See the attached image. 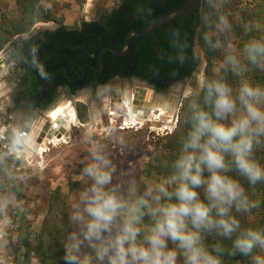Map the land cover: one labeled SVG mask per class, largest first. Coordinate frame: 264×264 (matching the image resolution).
I'll use <instances>...</instances> for the list:
<instances>
[{
	"label": "clouds",
	"instance_id": "clouds-1",
	"mask_svg": "<svg viewBox=\"0 0 264 264\" xmlns=\"http://www.w3.org/2000/svg\"><path fill=\"white\" fill-rule=\"evenodd\" d=\"M231 2L203 0L195 28L203 47L192 46L191 59L202 60L205 50L219 56L210 69L203 60L154 105L165 122L169 116L176 122L173 133L179 130L178 148L161 161L162 172L142 176V183L134 176L114 181L116 165L93 132L100 113H90L81 139L88 155L76 177L84 187L70 202L75 227L64 240V264H264V224L242 226L241 220L264 204L254 198L256 186L264 185V155H258L264 152V83L253 78L264 74V15L244 20ZM170 45L163 58L188 62L186 37L175 31ZM31 64L49 78L35 56ZM15 128L0 143V264H7L2 253L26 212L20 195L34 174L21 171L23 158L16 155L25 150L30 123ZM108 139L126 143L112 129Z\"/></svg>",
	"mask_w": 264,
	"mask_h": 264
},
{
	"label": "trees",
	"instance_id": "trees-1",
	"mask_svg": "<svg viewBox=\"0 0 264 264\" xmlns=\"http://www.w3.org/2000/svg\"><path fill=\"white\" fill-rule=\"evenodd\" d=\"M40 1L15 0L19 9L18 19L0 18V52L7 44H12L24 66L25 73L19 85L18 99H36V104H39L44 96H52L57 88H63L70 95H74L88 87L106 86L114 79L139 80L157 93H168L177 81L191 76L199 67V61L191 59V47L196 43L203 47V41L195 32L200 23L199 11L164 24L147 35L132 36L129 49L124 55L102 51L104 48L123 50L127 33L146 29L159 16L179 7L187 0H122L117 9L101 15L97 21L73 27L58 23L52 31L44 30L29 36L28 39L14 42L16 36L28 33L39 22H56L51 12L41 5ZM74 1L79 8L85 4V0ZM200 1L203 7V0ZM238 2L239 0H232L229 6ZM231 10L236 12L232 7ZM243 16L245 15L241 14L240 17ZM234 30L237 36L242 35L239 25L234 26ZM175 31L186 37L190 46L189 60L184 65L170 63L163 58L165 53L172 52L170 40ZM33 56L44 65L49 73L48 79H42L32 66ZM218 56V52L205 50V67L210 69L213 58ZM232 78L229 74V83H233ZM253 78L260 83L264 82V74L254 72ZM76 113L81 124L88 121L89 114L85 104L76 103ZM178 132L179 130L175 133L172 131L159 141L156 151L160 155L154 157L144 175L151 176L152 173L159 174L163 171L161 161L172 158L178 148ZM79 172L80 170L76 169L73 174L78 175ZM30 183L31 181H28L27 186ZM245 186L247 187L246 184ZM83 187L82 181H71L68 193L52 191L38 232L30 231L29 211L25 208V214L16 219L15 234L18 244L13 246L10 254L13 264H31L33 257L37 264H64V240L75 227L70 225L68 219L69 197L74 192L79 193ZM256 192L257 197L254 198L264 200V185L258 184ZM250 217L254 220L250 221ZM241 220L242 226L264 224V204L252 215L241 217ZM32 241L33 244L30 245Z\"/></svg>",
	"mask_w": 264,
	"mask_h": 264
},
{
	"label": "rangeland",
	"instance_id": "rangeland-1",
	"mask_svg": "<svg viewBox=\"0 0 264 264\" xmlns=\"http://www.w3.org/2000/svg\"><path fill=\"white\" fill-rule=\"evenodd\" d=\"M40 3L51 12L52 17L56 22H39L37 24H52L57 26L58 23H62L67 27H73L82 22V20H88L87 17L83 15L87 0H85V4L82 8H79L75 4L74 0H41ZM231 7L236 10L235 14L238 16H241V14L245 15L242 17L244 20L251 19L257 15H264V0H239L238 3L233 4ZM90 10L93 11V9ZM2 17L14 20L18 19L19 9L17 8L15 0H0V18L2 19ZM37 24H35L33 27H35ZM9 45L10 43L3 48V50L0 52V56L4 54L6 48ZM202 58V60H199V67L196 71H198L203 65V54ZM1 70L2 69H0V71ZM1 72L0 135L2 132L8 130V125L10 122L8 116H10V114H6L5 111L7 108L11 109V97H13L15 94L14 92L11 93L8 87L3 86V79L6 77L7 73L5 69H3ZM232 79L234 81V78ZM254 79L257 81L256 78ZM117 84L118 83L113 84V89L117 91L115 92L117 96L111 95L110 87L98 89L97 95L94 96L88 91H85L75 95L70 101L67 100L65 102L58 103L56 107L49 110L47 115H50L51 113L56 112L59 108L67 105L73 107L75 110L74 104L76 101L86 104L89 102L87 101V98L94 97V101L91 102L90 112H99L100 119L98 120L96 127L93 129V132L97 139H100L102 143L107 145L110 159L116 165L114 181L117 177L128 178L129 176H134L138 183H142L140 178L142 176H146L144 175V171L148 169L154 160V158H149L152 157L154 151H156L159 141L165 135L171 134L176 126V122H174L170 116L167 118V122L172 121V124L162 127L163 123H157L155 121L154 117L158 113L154 111L151 116L145 119L147 121H143L142 123L134 125L131 129L120 130L119 128L122 127L126 117L125 109L121 106L123 103V98H120L118 93L123 94L126 86L128 88L125 89L127 92L133 94L134 92L140 91V94L143 95L142 99L147 100L146 98H148V102H151V93L148 90H144L147 87H145L143 90L140 89L143 87V85L136 81H133L130 87L129 84L119 86L122 87V89L116 86ZM173 87H171V89ZM133 88H137L138 91H133ZM146 95H148V97H146ZM110 99L116 100V104L114 105V108L111 107V111L109 113L108 111L111 105ZM118 99H120V103H117ZM99 105H101V108ZM102 110L103 114L106 112V115L109 119V124L103 123L101 116ZM110 120H113L111 124ZM49 121L51 122V120ZM163 122H165V118L163 119ZM83 126L84 124H81L78 121L77 127H72L70 129L68 143H59L56 146L47 145L45 149L46 151L41 156H36L35 154L29 155L25 153L16 154L17 158H23L21 171L34 173L29 180L31 183L29 186L24 188L20 197L24 202L25 208L29 211V221L31 223L30 231L32 232L39 231L41 221L45 215L49 194L54 190H60V192L66 194L68 193L69 183L71 181H78L76 177L80 174L83 167L82 161L88 155L84 145L81 143ZM108 129H112L118 136H122L126 143L124 145H120L116 141L108 139ZM37 132L38 129L32 127L30 135L33 136ZM0 143L2 142L0 141ZM260 154L264 155V152H261ZM76 169L80 170L78 175L73 174ZM77 194L78 192H74L70 195L69 203L71 202L73 196H76ZM249 219L250 221L254 220V218L251 217ZM16 230L17 224L16 227L9 231L10 238H8V245H10L11 251L13 246L18 244L15 234ZM29 244L32 245L33 241ZM31 264H37L36 259H32Z\"/></svg>",
	"mask_w": 264,
	"mask_h": 264
},
{
	"label": "flooded vegetation",
	"instance_id": "flooded-vegetation-1",
	"mask_svg": "<svg viewBox=\"0 0 264 264\" xmlns=\"http://www.w3.org/2000/svg\"><path fill=\"white\" fill-rule=\"evenodd\" d=\"M121 3H122V0H119L114 7H112L110 10H105L101 15L105 14L106 12H111L112 10L117 9L121 5ZM99 18L100 17H98L97 20ZM97 20H95V21H97ZM89 22H94V20L93 21H88V20L83 21L82 20V22H80L78 25H80L82 23H89ZM54 29H56V27ZM54 29H49L48 31H52ZM28 38L29 37L21 38L19 40L21 41V40H25ZM10 46L13 47L14 53H12L11 51H8L6 49L4 52L5 59L0 60V67L2 69H5V71L7 73L6 77L3 79V81H4L3 86L8 87V89L10 90L11 93L12 92L15 93L14 96L11 97V101H12L11 109L7 108L5 111L6 114L7 113L10 114V116H8L9 120H10L9 125H8V130L2 132V136H4L5 139L10 135L11 131L16 130L15 126H17V125L23 126L26 123H30V125H32V124H34V121H36L35 125H36L37 129H40V125H41V130H42L41 132H43V134H46L45 137L52 136V134H53L52 128L53 127L49 126L47 124L46 117L48 120L50 119L49 115H47V112L50 109H53L54 107H56V105L58 103L65 102L67 100L70 101L75 95L82 93V92H85V91H88L91 95L93 94V96L97 95L98 89L105 88V87H110L111 95L117 96V94L115 93L117 91H115L113 89L114 83L120 82V84H118V85L122 86V85L126 84V82L128 81L127 84H129V87H130V85L133 83V81H136L138 83L142 82L139 80L114 79V80L109 81L106 86H99L97 88L88 87V88L77 91L74 95H70L63 88H57L52 96H44L43 99L39 102V104H36L37 103L36 99L32 100V101L21 100V99H18L19 95H20L19 85L21 82V78L23 77V74L25 73L24 66L22 64V60L20 59L15 47L12 44H10L8 47H10ZM145 87H147V89H148L150 86H148L146 84V86H143L140 89L143 90ZM87 101H89V102H87L85 105L88 109V114H89L91 102L94 101V97L87 98ZM76 103H80V102L79 101L75 102V104H74L75 110H76ZM106 103L108 104L107 101H106ZM112 103L110 102V104H112ZM99 106L101 108V105H99ZM101 112H102L101 116H102L103 123L109 124V119H108V116L106 115V112L104 114H103V110ZM33 127H34V125H33ZM30 132L27 135H30ZM42 137L43 136H41L40 138L42 139ZM39 142H40V140H39Z\"/></svg>",
	"mask_w": 264,
	"mask_h": 264
},
{
	"label": "bare ground",
	"instance_id": "bare-ground-1",
	"mask_svg": "<svg viewBox=\"0 0 264 264\" xmlns=\"http://www.w3.org/2000/svg\"><path fill=\"white\" fill-rule=\"evenodd\" d=\"M98 1L100 0H87V3L85 4V12L83 13V15H85V17H89L90 16V9H93L95 7V5L98 3ZM111 4L113 1H111ZM107 2L106 4L110 3ZM1 58L4 60V54L1 56ZM0 69H2L0 67ZM3 70V69H2ZM1 70V71H2ZM0 71V75H2V72ZM119 84V83H118ZM116 85L119 87V85ZM127 84V83H126ZM122 89V87H119ZM125 89H128L125 86ZM124 89L123 94H119L118 96L120 98H123V103H122V107L125 109V120L124 123L122 124V127L120 130L124 129H131L134 125H137L139 123H142L143 121H147L145 119H147L149 116H151L152 113L157 112L158 114L154 117L155 121L158 123H163L162 127L165 126H169L170 124H172L171 122H163L164 114L161 113L160 111L155 110L154 105L159 103V102H153V100H151V102L147 101L149 100L148 98H146L147 100H143V95L140 94L139 92H134L133 94H130L129 92H127ZM133 91H138L137 88H133ZM146 97H148V95H146ZM151 99V96H150ZM111 100V105H110V109H109V113L111 111V107L113 105L116 104V100L114 99H110ZM49 112V111H48ZM47 112V113H48ZM91 113V112H90ZM170 117V116H169ZM168 117V118H169ZM49 120H51V122L47 119V124L49 126H53L55 123L57 122H61L62 123V130L64 132V134H62L60 137L58 138L55 134L59 133V129L57 130H53V134L52 137L47 139V137H45L46 134H43V132H41V125H40V130L38 129V132L35 135H27L28 139L25 141V150L24 152H17L16 154L19 153H25V154H35L36 156H41L46 150V146L47 145H58L59 143H68V139H69V132L70 129L72 127H77V122H78V118H77V113L75 112L73 107H70L69 105L64 106L59 108L56 112L51 113L49 115ZM49 129V128H48ZM32 130V129H31ZM41 136L42 139L40 138ZM40 140V142H39ZM43 143H42V142Z\"/></svg>",
	"mask_w": 264,
	"mask_h": 264
},
{
	"label": "water",
	"instance_id": "water-1",
	"mask_svg": "<svg viewBox=\"0 0 264 264\" xmlns=\"http://www.w3.org/2000/svg\"><path fill=\"white\" fill-rule=\"evenodd\" d=\"M113 1L112 4L110 2V0H100L98 1V3L95 5V7L93 8V11L90 12V16L88 17V21H95L97 20L98 17H100V15L105 11V10H110L112 7H114L116 5V3L119 0H111ZM107 2H110L108 4H106ZM199 8H201V1L200 0H187L185 3H183L182 5H180L179 7L170 10L164 14H162L161 16H159L155 21H153L151 23V25L149 27H147L144 30H134L131 31L129 33L126 34L125 38H124V43H125V47L123 50L118 51L115 50L113 48H104L102 51H110L112 53H114L115 55H124L128 49H129V40L132 36H143V35H147L149 33H152L156 28L173 22L174 20L180 18V17H184L187 15H190L196 11H199ZM95 10V11H94ZM55 27H57L56 25H52V24H37L35 27H33L30 32L28 34H24L21 36H18L17 38H15L13 41L16 42L21 38H27L29 36H34L37 33L43 31V30H49V29H54ZM8 51H11L12 53H14V49L12 46L7 47L6 48ZM2 56V55H1ZM0 56V60H2ZM119 83L120 82H116ZM128 83V81L126 82ZM141 85L146 86L145 83L143 82H139ZM144 90H148L151 93V100H155V102H160L162 98H166L167 95L169 93H157L155 92L151 87H149L148 89L145 88ZM117 103H120V99L117 100ZM115 106H113L112 108H114ZM89 115H90V111H89ZM26 119V118H25ZM26 121V120H25ZM25 125V124H24ZM33 127V124L30 125V128L28 129L27 134L31 131V128ZM52 130H57L59 129V133H56L55 135L58 138H61L60 136L62 134H64L63 130H62V123L61 122H57L52 126ZM52 136H47V139L51 138ZM1 138V142L3 143L4 139Z\"/></svg>",
	"mask_w": 264,
	"mask_h": 264
},
{
	"label": "built area",
	"instance_id": "built-area-1",
	"mask_svg": "<svg viewBox=\"0 0 264 264\" xmlns=\"http://www.w3.org/2000/svg\"><path fill=\"white\" fill-rule=\"evenodd\" d=\"M113 122V120H110V124ZM121 129V127L119 128ZM10 237V234L8 236V238ZM11 249H10V245H8L7 250L5 252L2 253V255L7 257V264H13L12 260L10 259V254H11Z\"/></svg>",
	"mask_w": 264,
	"mask_h": 264
},
{
	"label": "crops",
	"instance_id": "crops-1",
	"mask_svg": "<svg viewBox=\"0 0 264 264\" xmlns=\"http://www.w3.org/2000/svg\"><path fill=\"white\" fill-rule=\"evenodd\" d=\"M35 124H36V121H34V124H33V125H34V127L36 128V125H35Z\"/></svg>",
	"mask_w": 264,
	"mask_h": 264
}]
</instances>
